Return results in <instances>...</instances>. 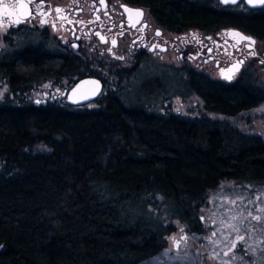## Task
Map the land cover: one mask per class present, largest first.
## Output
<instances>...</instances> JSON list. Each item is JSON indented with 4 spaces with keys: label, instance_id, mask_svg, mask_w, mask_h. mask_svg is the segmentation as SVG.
I'll return each mask as SVG.
<instances>
[{
    "label": "trees",
    "instance_id": "obj_1",
    "mask_svg": "<svg viewBox=\"0 0 264 264\" xmlns=\"http://www.w3.org/2000/svg\"><path fill=\"white\" fill-rule=\"evenodd\" d=\"M197 89L219 114L264 99L249 84ZM0 160V264H148L166 247L165 219L194 227L224 181L264 183L260 135L126 95L94 107L1 106Z\"/></svg>",
    "mask_w": 264,
    "mask_h": 264
},
{
    "label": "flooded vegetation",
    "instance_id": "obj_2",
    "mask_svg": "<svg viewBox=\"0 0 264 264\" xmlns=\"http://www.w3.org/2000/svg\"><path fill=\"white\" fill-rule=\"evenodd\" d=\"M3 2L15 5L18 0ZM25 3L32 15L19 24L0 15V107H90L109 95L124 96L131 82L148 88L136 96L141 103V95L151 96V84H166L167 76L174 74L201 99L197 88L204 81L211 86L264 88V5L248 0ZM38 4L41 7L36 8ZM85 77L99 80L101 88L95 98L76 105L69 92ZM246 111L247 102L236 112L220 114L238 116ZM202 223L200 217L194 227L183 222L177 242L193 250ZM239 244L229 257L247 264L250 250L244 242Z\"/></svg>",
    "mask_w": 264,
    "mask_h": 264
},
{
    "label": "rangeland",
    "instance_id": "obj_3",
    "mask_svg": "<svg viewBox=\"0 0 264 264\" xmlns=\"http://www.w3.org/2000/svg\"><path fill=\"white\" fill-rule=\"evenodd\" d=\"M167 77L169 81L167 78L166 84L157 86L151 84L150 97L143 98L141 95L140 104L145 109L156 113L169 112L184 116L204 114L212 119L226 120L241 131L260 135L264 139V99L243 114L224 116L208 112L202 99L185 86L184 79L178 74ZM130 85L126 88L125 95L137 103L136 96L142 91H147L148 88H140L133 82ZM92 106L95 105H90ZM43 146L40 144L37 148L41 149ZM260 209H264V183L250 185L233 179L226 180L210 190L198 207V217L202 218L203 229L198 233L199 240L195 242L196 247L187 250L184 242H177L180 239L182 222L176 218L165 219V223L172 225L166 235V247L148 264H246L239 258L235 260L229 257L230 253L239 249L238 237H244L241 242H244L250 250L251 256L247 264H264V211ZM253 216H260L261 219L257 221L252 218ZM213 231H216V236L211 238ZM202 241L203 243L200 244ZM234 241L237 246L232 249L231 244Z\"/></svg>",
    "mask_w": 264,
    "mask_h": 264
},
{
    "label": "snow or ice",
    "instance_id": "obj_4",
    "mask_svg": "<svg viewBox=\"0 0 264 264\" xmlns=\"http://www.w3.org/2000/svg\"><path fill=\"white\" fill-rule=\"evenodd\" d=\"M103 2V0H101ZM225 3H228L229 0H224ZM233 3L236 2V0H232ZM248 3L253 4V5H264V0H248ZM36 8L41 7V5H36ZM57 13L61 11V9L57 8L56 9ZM127 11V9H126ZM0 15L7 16L11 19V22L14 24H19L23 22L24 20L28 19L29 16L32 15L31 10H29V5L25 3V0H18V3L15 5H8L3 2V0H0ZM138 15H142V13H138ZM14 18V19H13ZM46 22V21H43ZM160 33L157 32V35ZM232 35L239 36V33H232ZM241 39H250L248 37H241ZM115 43V41H113ZM235 203V201H232ZM260 211H264V209H260ZM253 219L259 221L261 219L260 216H253ZM238 240L242 241L243 237H238ZM237 243L234 241L231 244V248L234 249L236 248ZM227 254V253H226Z\"/></svg>",
    "mask_w": 264,
    "mask_h": 264
},
{
    "label": "water",
    "instance_id": "obj_5",
    "mask_svg": "<svg viewBox=\"0 0 264 264\" xmlns=\"http://www.w3.org/2000/svg\"><path fill=\"white\" fill-rule=\"evenodd\" d=\"M101 88L99 80L92 77H85L76 82L69 92V99L76 105L95 98Z\"/></svg>",
    "mask_w": 264,
    "mask_h": 264
}]
</instances>
